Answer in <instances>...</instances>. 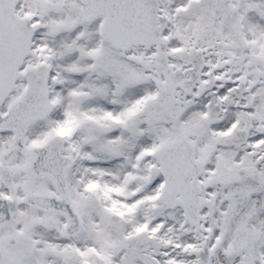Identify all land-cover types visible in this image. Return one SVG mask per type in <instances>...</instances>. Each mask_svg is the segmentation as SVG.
Listing matches in <instances>:
<instances>
[{
	"label": "snow or ice",
	"instance_id": "1",
	"mask_svg": "<svg viewBox=\"0 0 264 264\" xmlns=\"http://www.w3.org/2000/svg\"><path fill=\"white\" fill-rule=\"evenodd\" d=\"M0 264H264V0H0Z\"/></svg>",
	"mask_w": 264,
	"mask_h": 264
}]
</instances>
